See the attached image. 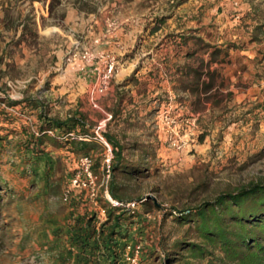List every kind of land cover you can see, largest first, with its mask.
Returning a JSON list of instances; mask_svg holds the SVG:
<instances>
[{
	"label": "rangeland",
	"instance_id": "rangeland-1",
	"mask_svg": "<svg viewBox=\"0 0 264 264\" xmlns=\"http://www.w3.org/2000/svg\"><path fill=\"white\" fill-rule=\"evenodd\" d=\"M51 1L0 0V175L13 191L0 208V264H44L46 230L69 213L63 192L78 155L47 145L37 167L16 146L27 131H38L41 110L62 119L77 113L92 131L101 124L122 147L123 160L140 171L118 177L125 199L147 201L134 207L139 222L126 244L142 245L138 264H228L217 250L209 261L187 258L176 243L194 241L195 233L175 218L225 190L264 182V0H120L112 12L95 15L102 16L96 29L84 28L85 15L84 29L67 20L73 0L50 9ZM179 24L195 27L190 36L228 46L224 62L212 65L219 70L214 86L199 101L172 92L164 79V57L176 54L171 29ZM153 26L160 29L149 35ZM130 31L128 46L117 43ZM84 50L95 58L67 60ZM186 50L183 45L180 53ZM102 53L115 54L116 65L107 89L96 93ZM84 68L93 79L82 89L72 73ZM64 87L68 93L59 94ZM26 99L36 104H18ZM92 157L102 164L105 151ZM99 171L97 195L106 184ZM46 172L53 192L46 189ZM95 198L84 192L78 210L95 211Z\"/></svg>",
	"mask_w": 264,
	"mask_h": 264
},
{
	"label": "trees",
	"instance_id": "trees-1",
	"mask_svg": "<svg viewBox=\"0 0 264 264\" xmlns=\"http://www.w3.org/2000/svg\"><path fill=\"white\" fill-rule=\"evenodd\" d=\"M94 2L95 0H73L72 4L78 10L88 12L91 10L90 4ZM59 4L61 0H52L50 9ZM180 38L184 42L187 39L184 35H180ZM190 38H193L195 48L186 52V57L191 60L179 67L180 76L177 82L179 89L188 92L195 101H199L200 95L209 92L214 86L219 70L217 67L212 68V65H221L224 62L228 54V46L218 47L204 42L200 37ZM200 53L202 55H199ZM203 54L207 55L206 60ZM24 101H29L32 105L36 104L28 99L18 101V104ZM6 102L10 106L17 104L9 99H6ZM37 118L38 131H27V135L21 136L16 145L17 148L19 146L23 151L31 154L32 161L37 167L41 166V159L44 160L47 145L54 149H65L72 156L87 154L92 157V153L97 150L101 153L105 151L104 146L93 138L94 132L81 115L70 114L62 119L48 116L44 110H41ZM22 129L26 132L24 127ZM70 133L73 136H70ZM103 136L112 148L111 171L106 191L112 199L119 202L131 201L124 198L118 177L131 178L134 173L140 171L130 167L129 163L123 160L122 147L111 135L104 133ZM1 139H4L2 135H0ZM100 166H102L100 158L93 159L92 169L97 177L100 176ZM76 171L77 169H74L72 175ZM101 172L103 175V170ZM46 176V189L48 192H53L55 186L47 172ZM104 191L105 187L96 196L93 203L98 208L91 212L78 210V205L83 200L84 189H78V193L72 189L68 198L64 200L66 206L70 207L69 219L65 225L54 229L53 233L58 240L49 247L50 250H54L59 246L61 253L58 254V258L61 262L74 257L73 264H124L125 245L130 236V229L139 222L137 220L139 214L125 206H112L106 199ZM54 192L57 193L56 190ZM12 194L11 187L0 175V208L4 204V196L10 198ZM134 201L137 204L139 203L137 201L147 204V201L142 199ZM100 209L104 210L103 218ZM175 219L181 225L187 224L189 228L191 226L195 233L194 241L176 243V246L186 252L187 258H208L209 261L217 250L221 254L219 259L224 263L264 264L262 179L251 180L245 185L225 190L195 207L179 210ZM209 263L211 264V261Z\"/></svg>",
	"mask_w": 264,
	"mask_h": 264
},
{
	"label": "crops",
	"instance_id": "crops-1",
	"mask_svg": "<svg viewBox=\"0 0 264 264\" xmlns=\"http://www.w3.org/2000/svg\"><path fill=\"white\" fill-rule=\"evenodd\" d=\"M142 1H145V0H142ZM119 2H120V0H95V2L93 3V9L89 10L88 12L84 11V10H78L76 7L73 6L72 8H70V10L67 11L66 18L70 23H73L74 25H78L79 28H83L82 26H84V20H83L82 16L85 15L87 17L86 18L87 23L85 24L84 28L89 26V27H95V29H96V28L100 27L102 24V18H101L102 16L96 17L95 15L98 12H101V13L112 12L114 10V6ZM160 22L161 21H159V23H158L159 25H160ZM193 28H195V27H183L180 24H179L178 28L173 27L171 29V31L174 30V32H177V33L172 37L170 47L175 46V48H176L175 53L176 54L171 56V54L168 53L164 57L165 58L164 62L166 64L165 65L166 71L164 72V79H165V82L167 83L168 87L171 88L172 92H174L176 94H183L186 98H188L190 100H191L192 96L189 95L188 92H185V91L179 89L177 81H178L179 76H180V71L178 70L179 67H181L184 63L190 62V60H191L189 57H186V52L192 51L194 49V48H192V49L189 48L187 45L191 39L193 40V38H190V37H199V36H190L189 33H187L188 30L193 29ZM159 29L160 28L157 26L151 27L150 31H149V33H150L149 35H153V34L155 35L157 33V31H159ZM193 30H195V29H193ZM88 33L93 34L94 31L93 32L88 31ZM180 35H184L187 37L185 42L182 41V39L180 38ZM95 36H97V35H95ZM131 37H134L133 31L127 32V34H123V35L121 34L117 43H119V44L123 43V44L127 45V40L131 39ZM183 45L187 48V50L184 54H181L180 51H181V48L183 47ZM113 46L114 45H108V48H113ZM206 57H207V55H204V58H206ZM76 74L79 75L78 76L79 84H80V87L82 89H85L87 87V85L92 82V79H93L92 74L93 73H92V70H90L89 68L81 69V71H79V72L75 71L72 73V76L75 77ZM82 75H84V77H82ZM58 93L59 94H67L68 89L64 87L63 91L59 90ZM69 106L71 107L72 104H70ZM73 114H77V113H73ZM68 219H69V213H67V215L62 217V218L54 220V223H51V225H50V229L46 230V232H48V234H47V244L48 245H47V247L44 246L46 249L45 250L46 257L44 259L45 260L44 264H73V258L74 257H71L66 262H61L59 260L58 254L61 253L59 246H56V248L54 250L49 249V247L51 245H53L55 242H57V240H58L53 233L54 229H56L57 227H60L63 224L65 225V223L68 222Z\"/></svg>",
	"mask_w": 264,
	"mask_h": 264
},
{
	"label": "built area",
	"instance_id": "built-area-1",
	"mask_svg": "<svg viewBox=\"0 0 264 264\" xmlns=\"http://www.w3.org/2000/svg\"><path fill=\"white\" fill-rule=\"evenodd\" d=\"M76 57L86 62H90L95 58V55L91 51L84 50L83 52H79V53L75 52L71 54L67 60L71 62ZM101 58L103 60V67L101 69L96 68L94 72V74L96 75V81L93 91H95L96 93H102L107 89V86L109 84L110 78L113 74L116 65V55L113 53L103 54ZM162 117L163 119H165V121L170 122L167 115H164ZM93 132H94L93 138L99 141L105 148V157L103 159L101 167L104 172L102 179L103 181L105 180L107 184L111 171L110 165L112 159V148L110 144L106 141L105 137L103 136L101 124L94 127ZM69 135L73 136V134L71 133ZM76 163H77V171L72 175V177L70 178L69 186L63 192V200H66L68 198L71 190L74 188L84 189L85 192L90 197H92V199L95 198L98 192V185H97L98 177L97 175L94 174L92 169V164H93L92 157L87 154L80 155L77 157ZM106 184L104 186L105 187L104 194L106 199L109 201V203L112 206H125L128 209L131 210L134 209V207L137 204L136 201L131 200L122 203L115 199H112L108 194V192L106 191ZM100 213L104 215V210L100 209ZM141 252H142V245L140 243L128 244L126 245L123 259L127 264H138Z\"/></svg>",
	"mask_w": 264,
	"mask_h": 264
}]
</instances>
